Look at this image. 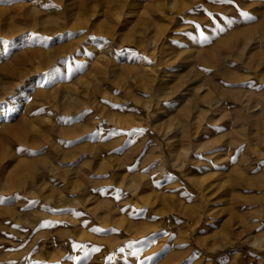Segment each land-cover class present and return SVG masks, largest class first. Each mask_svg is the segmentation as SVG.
<instances>
[{
  "label": "rangeland",
  "instance_id": "rangeland-1",
  "mask_svg": "<svg viewBox=\"0 0 264 264\" xmlns=\"http://www.w3.org/2000/svg\"><path fill=\"white\" fill-rule=\"evenodd\" d=\"M0 264H264V0H0Z\"/></svg>",
  "mask_w": 264,
  "mask_h": 264
},
{
  "label": "bare ground",
  "instance_id": "bare-ground-1",
  "mask_svg": "<svg viewBox=\"0 0 264 264\" xmlns=\"http://www.w3.org/2000/svg\"><path fill=\"white\" fill-rule=\"evenodd\" d=\"M175 4H176V2L175 1H169V2H167L166 4H161V3H159V2H156V7H157V10H158V12L159 11H161V8L162 7H166V8H169L170 10H173L174 8H175ZM87 7H89L90 6V4H87L86 5ZM89 8H91V7H89ZM114 8H112L111 10H113ZM32 10V9H31ZM90 12L92 13V14H94V13H96V11L95 10H90ZM111 15H112V18H114L115 17V13H114V11L111 13ZM58 16V15H57ZM93 15H91V17H92ZM167 16V15H166ZM51 20H53V19H51ZM61 20H62V23L61 24H59V23H56L55 25V27L54 28H52V29H49V32L51 33V34H53V35H57V34H59V33H62L63 31H64V29L65 28H67V27H69L70 26V23H66V19H64V17L63 18H61ZM41 23H46V20L45 21H43V22H41ZM46 31H47V29H46ZM43 32H45V30H43ZM73 98H71V100H72Z\"/></svg>",
  "mask_w": 264,
  "mask_h": 264
},
{
  "label": "snow or ice",
  "instance_id": "snow-or-ice-1",
  "mask_svg": "<svg viewBox=\"0 0 264 264\" xmlns=\"http://www.w3.org/2000/svg\"><path fill=\"white\" fill-rule=\"evenodd\" d=\"M220 2L221 3H229V4H231V3H233V0H220ZM240 15L247 16L248 14L246 12L241 11ZM199 27L200 26L197 25V28H199ZM71 71H72V69L69 68V72H71ZM137 131H142V130H137ZM69 143H71V142H69ZM93 231H100V229H93ZM73 247H78V245H73ZM95 250H97V249L94 248L93 251H95Z\"/></svg>",
  "mask_w": 264,
  "mask_h": 264
}]
</instances>
